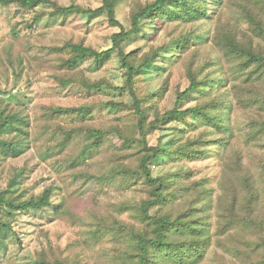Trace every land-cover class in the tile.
I'll list each match as a JSON object with an SVG mask.
<instances>
[{
  "label": "rangeland",
  "instance_id": "1",
  "mask_svg": "<svg viewBox=\"0 0 264 264\" xmlns=\"http://www.w3.org/2000/svg\"><path fill=\"white\" fill-rule=\"evenodd\" d=\"M109 1L119 26L84 13L104 0H0V264H139L137 237L164 213L195 228L187 264H264V75L243 62L264 55V0H170L144 17L156 0ZM68 45L114 53L69 68ZM123 59L141 66L131 81ZM194 108L215 123L164 122ZM164 254L151 264H177Z\"/></svg>",
  "mask_w": 264,
  "mask_h": 264
},
{
  "label": "trees",
  "instance_id": "2",
  "mask_svg": "<svg viewBox=\"0 0 264 264\" xmlns=\"http://www.w3.org/2000/svg\"><path fill=\"white\" fill-rule=\"evenodd\" d=\"M105 1V5L98 9V10H94V11H84V13L86 14H99L103 11H105L107 13V15L109 16V22L111 25L113 26H119V23L117 20H115L114 18V9L113 6L110 4L109 0H104ZM168 1L170 0H156L152 5L144 8L141 13L140 16L144 17L149 13H154V12H158L161 11L162 8H164V3H168ZM186 1L187 0H175V4L177 5L178 8H185L186 5ZM41 2V0H23V3L25 5H29V6H36ZM66 10V12H72V11H77V12H81L78 8L76 7H69ZM179 15H180V9H178L176 11ZM137 17H135L136 19ZM251 24H256L255 21L251 20ZM136 21L133 20L132 23V29H130L129 31H124L121 30L120 33H118L117 35H115V44L116 45H120L122 43H124L126 40H128L135 32H136ZM183 41L180 40V43L178 42V44H180L181 46L183 45ZM229 46L228 49H226L227 51L230 49L232 52L238 54L239 59L242 57V55L244 56V58L247 57V59H244V63L246 65H244L245 68L247 67H252L253 72H251V74L256 75V77L258 79H261V77L264 75V55H259V54H254L253 52H248L246 54L242 53L241 50H243L242 48L239 47V44H237V42L235 41V38H232L228 41ZM68 50L71 51V53H73L74 57L72 60L67 61L68 67L69 68H74L75 65L77 64V62L85 57L88 56H102V55H112L114 53V49H109L103 53L100 54H96L93 50L80 46V45H68L66 47ZM225 50V49H224ZM225 50V51H226ZM241 56V57H240ZM123 67L127 68V78L128 81H131L132 76L136 73H140L141 72V66H138L136 68H133L129 63L126 62L125 59H123ZM251 75H248V78H250ZM194 89V84L191 83L189 88L184 91L181 96L182 97H186L188 96V94H190L192 92V90ZM259 102V101H258ZM260 103L264 104V99L263 101H260ZM113 105V104H111ZM74 111V109L72 110ZM68 112V111H66ZM191 116V118H201L205 121L206 125H211L214 124L215 122L213 121L212 117L210 116V114H208V112H203L200 108H194V109H187L185 111H171L169 113H167L165 115V119L164 122H170L172 120L178 119L180 116ZM4 126V125H2ZM92 135L99 138L101 136V133L97 132V131H93ZM147 152L149 153L148 155H146V157H144V159L141 160L140 162V168L142 169V173L141 175L145 178V180L148 183H151L152 185L155 184V180L151 178L150 174H149V170L147 168V163H150L151 161L157 159L158 155L160 154V149H156V148H149L147 150ZM157 194V199H156V203L160 204L161 202H163V196L160 194L161 193V185H159V187L156 188ZM155 190V191H156ZM42 201V200H41ZM44 202V201H42ZM42 204V203H41ZM150 206L154 203H148ZM32 206L34 208H38L40 207V203H34L32 204ZM144 206L143 209V217L147 216L148 211H147V203ZM149 219L151 221H154V229H153V235L154 238H147V237H143L142 235L140 237H137V249H138V253L140 256V263L139 264H151V259L152 256L151 254L153 253H157V254H161L162 252H164L165 256H167L169 258V260H174L175 263L177 264H187V262H190V260L192 261L194 258H197V255L195 254V252H193L191 250L190 247H188V243L186 242V237L190 238L191 237H195L194 234V230L193 229V234L190 232L192 230V226L191 224L188 222V220L182 219V218H172L169 214L164 213L158 217L153 216V217H149ZM189 232V233H188ZM175 236H180L178 238H176ZM196 238V237H195ZM173 239V241H172ZM175 239V240H174ZM191 239V238H190ZM194 241V240H193ZM196 245L195 247V251L196 252H200L201 249L203 248L202 245L196 241ZM151 251V252H150Z\"/></svg>",
  "mask_w": 264,
  "mask_h": 264
}]
</instances>
